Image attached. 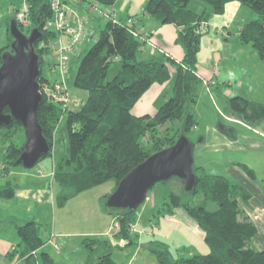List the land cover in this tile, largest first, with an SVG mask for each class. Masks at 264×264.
Masks as SVG:
<instances>
[{"label":"trees","instance_id":"trees-1","mask_svg":"<svg viewBox=\"0 0 264 264\" xmlns=\"http://www.w3.org/2000/svg\"><path fill=\"white\" fill-rule=\"evenodd\" d=\"M26 1L29 6L26 33L35 27L41 32L34 49L39 57L38 81L42 94L37 120L50 147L46 156L52 155L54 133L65 115L68 155L55 165L53 174V181L60 190L57 200L60 199L58 203L61 204L67 197L102 182L112 180L117 185L151 154L173 145L181 135L187 137V133L196 127V115L189 107L196 103L195 85L200 81L197 55L203 33L198 29L202 22L207 23L212 16L223 14L228 2L236 1L249 9L253 18L241 28L238 39L242 45L250 44L258 58L264 61V0H199L204 4L201 13L189 7L191 0H148L144 6L146 14L177 28L176 43L183 49L182 60L177 63L169 58L137 60L141 41L135 32L126 24L109 20L93 45L79 56L72 86L85 91L87 98L80 107L72 108L52 101L42 91L43 53L53 50L52 44L59 36L57 32L45 29L46 22L53 16L50 0ZM93 1L111 6L116 0ZM8 48L9 45L0 49V64L1 54ZM115 60L120 64L119 69L111 80H107L108 68ZM169 67L174 69L172 74ZM170 80L171 92L164 94L163 104L155 113H133L135 104L152 85H162ZM229 116L255 125L264 121V103L251 102L241 96L231 97ZM160 127H164L162 134ZM230 129L223 126L222 133L232 138L235 134ZM18 132L21 137L17 136ZM142 137L151 146H142ZM0 139L5 144L1 169L4 174L10 167L18 166L15 161L25 140L24 130L12 119L9 124L0 126ZM64 167L70 170H64ZM192 170L195 185L192 190L184 191L187 199L169 192L163 197L162 210H183L205 233L209 251L188 257L173 256L166 244L150 241L148 247L157 264H264V249L258 251L250 246L256 227L251 220L240 216L241 203L248 201L249 193L224 176L206 174L202 167L193 165ZM14 195L15 189L9 181L0 185V199L9 200ZM211 204L214 209L209 208ZM107 211L119 225L115 235L132 244L129 228L135 222L137 209ZM16 233L19 242L11 256H18L25 264H53L48 253L41 251L44 241L34 221L17 226ZM82 244L85 264H117L111 257L112 246L108 242L84 238Z\"/></svg>","mask_w":264,"mask_h":264},{"label":"crops","instance_id":"crops-1","mask_svg":"<svg viewBox=\"0 0 264 264\" xmlns=\"http://www.w3.org/2000/svg\"><path fill=\"white\" fill-rule=\"evenodd\" d=\"M0 1L5 2V0ZM69 1L72 3L74 2L73 4H76L77 7L79 6L81 7V9L85 10V14H87L89 18H92L94 20H87V34L85 36V39L83 40V44L81 47L82 51L83 48H85L83 47L84 45H88L91 39L92 41L96 39V33L94 31L90 33V29L94 28L95 30L96 20L102 19L106 20V23L109 20H113L122 24H126L131 28L133 32H135L134 35L138 38L139 41H141V46L136 54L137 60L141 61L151 58L160 59L159 57L169 58L176 63L182 60L183 49L178 43H176L177 28L173 24H162L156 18L146 14L144 12V6L148 0H116L111 6L101 9L97 7L96 4L92 3V0H62L64 5L67 4V6L70 5ZM12 2L13 0H9L8 2H6L5 9H2V12L0 11V49L2 47H7L12 41L9 40V28L11 22H14L16 24L17 30L25 34V32H23L24 27L18 25L15 20L14 12L15 10H17V8L12 4ZM242 8H244V6L240 5L236 1L228 2L225 5L223 14L212 16L207 22L205 30L202 34V36H206L205 40L210 42V44L214 47V45L216 44L221 45L224 43L220 35H224L226 31L228 32V35H234L233 31H231V28L234 25L235 19L239 12L243 10ZM69 9L71 11L67 14L66 17V21L69 25L73 24L74 13H78V15L82 17L85 23V15H83L81 12H77L78 10H76L74 6L73 8L69 6ZM6 10L9 13H13L14 17H6ZM99 22H97L98 27L100 26ZM240 24L241 23L238 21L236 25ZM241 28H243V26L240 25L237 30L240 31ZM88 34H90L89 38ZM62 39L66 40L67 37L63 35ZM205 40L201 43L200 49L205 45ZM81 49L79 51L77 50L78 52H75V57L78 58L81 55ZM8 50L9 48L6 51ZM212 55H214L215 58V61L212 63V65H214L217 60L221 61L223 57L222 55L216 53V51L214 50L212 52ZM115 61L116 63H119L117 60ZM169 70L171 74L174 72L173 67H169ZM197 73L200 80H213V76L222 77V72L216 73L213 71L212 67H205L200 64L199 61L197 64ZM41 76L43 79H46L48 81L50 78L57 80L60 76L61 78L63 77L67 84L66 88L69 89L68 93L72 97H76L80 100L79 102L70 101L67 104L68 106H71L72 108H78L85 102L87 93L85 91L75 89L72 86V80L68 82V80H66V76L61 75L53 66H50V70L48 73H41ZM222 79L225 81V78ZM167 83H164L162 85H152L135 104V106L133 107V113L135 115L153 114V111L155 110L153 109L155 100L161 98L164 101V94L169 93L168 89L172 85V80L168 81ZM214 85L217 84L214 83ZM63 117H65V115ZM227 117L236 123V127L238 129L229 130L235 135L230 138L222 133L223 125L220 126L221 128L209 129L210 131L208 132L207 136H204L202 138L201 144H204L206 142L208 146L219 148V151H213L211 153L212 157H209L207 162H203L200 160L198 166L202 167L204 169V172L206 171V168L213 169V171L217 173L215 175L224 176L232 182L238 183L249 193L250 197L248 201L245 203H241L240 216L243 218H247L254 223L256 227V235L250 241V246L253 249L259 251L264 249V121H260L255 125H247L237 119H232L230 116ZM55 143L56 141L54 133L53 148L55 147ZM255 152H258L261 158H257ZM55 156L56 154H52L50 156L51 165L47 167L48 171H50L48 172L47 177H49L51 174H54L55 165L58 162L54 159ZM254 156H256L257 161L253 158ZM256 162L257 165H259V168L262 169V175L259 176V178L256 175ZM211 163L216 165L215 168L211 167ZM246 169L250 170L251 173L249 174ZM17 174L25 175L27 173L17 172ZM43 178L45 177L41 176L38 178V180H36L35 188L15 189V195L12 199H0V264H25V261L17 259L10 254L14 251L17 243L19 242L16 233V227L23 225L30 220L36 223V218L41 216L43 209L45 207H49V201L44 197H41V195L44 194L43 186L45 185V181ZM50 178L52 177L50 176ZM116 186L117 185L114 182L109 193H112L116 189ZM32 189L34 190L32 191ZM108 195L109 194H106L105 198ZM150 198V196H146L145 200H150ZM158 210V215H162L165 218L167 224L172 223L178 225L179 227H183L188 231L189 234H193V236L202 239L205 242V233L198 227L196 222L193 221L183 210L179 208L174 209L172 212H166L164 209L162 210V208L161 210L160 208ZM161 212L163 213L161 214ZM102 215V232H67L66 230H63L61 228H55V226L53 228H46L41 230V226L36 223L40 228V235L44 241V245L41 251H47L48 255L53 260V264H85L86 253L85 249L84 251L82 249L84 248L83 244L81 243V241L77 244L73 240V238L84 239L86 237H90L91 235L99 233L100 235L97 236H105L101 239H104L103 241L108 242L111 246L113 244V246H117L118 240V244L121 246L129 244V241H122L119 236H115L114 234L111 235L110 231L114 219L109 214L107 209L105 211H102ZM155 217V211H152L151 215L145 217L144 220L138 221H141L145 225H148L149 223L150 226H152L154 224L153 220L155 219ZM137 219L138 217L136 216L135 222L133 223L135 226L138 222ZM170 228L173 227L170 225L169 229ZM151 230L153 236L152 238H154L155 228H152ZM147 233V235L150 236V232L147 231ZM157 234L159 235V233ZM163 236L164 234H161L160 237ZM136 237L138 239V236ZM146 241H148L149 244L151 240ZM73 244H75V252H73V250L71 249V247H73ZM148 244L146 246L143 244L141 245L144 246L143 249H148ZM136 252L137 250H134L132 252V256ZM144 261L145 260H143L142 262L143 264ZM127 264H130V260ZM151 264H154L153 261L151 262Z\"/></svg>","mask_w":264,"mask_h":264},{"label":"rangeland","instance_id":"rangeland-1","mask_svg":"<svg viewBox=\"0 0 264 264\" xmlns=\"http://www.w3.org/2000/svg\"><path fill=\"white\" fill-rule=\"evenodd\" d=\"M8 1L9 0H5V2L0 1L1 12L2 9H5V4ZM20 2L19 0H13L12 4L18 9L20 6ZM73 3L70 2V5H65L67 6L66 17L67 14L71 11L69 9V6H71V8H73L74 6V8L78 10L77 12H81L86 16L85 33L87 34V20L91 19L90 21H92L93 19L89 18V16L85 14V10L81 9V7L79 6L77 7L76 4ZM92 3L96 4L100 9L108 7L97 4L93 0ZM202 3L203 2H200L199 0H191L189 3V7L196 10L197 13H201L204 6V4ZM242 9L243 10L239 12L235 19V23L231 28V31H233L234 35H228L227 31V33L225 32L224 35H220V37H222L223 39V44H216L213 47L210 42L205 40V35H203L200 39V45L204 40L205 45L201 47V49H199L200 52H198L197 60L205 67H212L213 71L216 73L222 72V77L213 76L214 82L211 79H201L195 85L197 100L196 103L190 105L189 108L196 115L197 125L193 130L187 133V138L193 144L192 156L194 161L193 165L195 166L199 165L200 160L203 162H207L209 157H212L211 153L213 151H219V148L208 146L206 142L204 144H201V138L207 136L208 132L210 131L209 129L221 128L220 126L222 125L228 127L230 126L229 128L231 129H238L236 127V123L227 117L229 116V98L234 96H241L251 102L264 103V61L258 58L257 54L254 52L250 44L242 45L240 44L238 39L240 31H238L237 28L240 27V25L243 27L246 26V24L253 18V16L251 18V13L248 8L244 7ZM6 12V17H14L13 13H9L7 10ZM76 15H78V13ZM238 21L241 23L240 25H236ZM97 22H99V27L97 26ZM105 24L106 20H96L95 30L94 28H91L90 33L94 31L97 35V39L100 30L103 29ZM23 29V32L27 34L26 32L29 27H24ZM63 35L64 34L61 33L59 37L62 42H65V40L62 39ZM89 37L90 34H88V38ZM96 39H94V41H92L91 39L88 45H84L83 47L85 48H83V51L81 49L83 44L82 40V42H80V44L78 45L77 50L79 51L81 49V55L85 54L96 41ZM213 50L216 51V53H218L219 55L223 56L221 61L217 60L214 65H212V63L215 61L214 55H212ZM56 52V49H53L43 53V64L41 65V72L43 74L48 73L50 70V66L55 65L57 59ZM74 54L69 59V66L66 73L63 74V76H66V80H68V82L73 80V77L79 65V57H75ZM159 58L162 59L161 57ZM119 65L120 64L116 63V61H113L110 64L106 76L107 80H111L113 78V76L119 69ZM222 78H225V81ZM59 79H61V76L59 77ZM59 79L54 80L53 78H50L49 81L44 79L43 88L46 86H53V84H55V81H58ZM64 83L65 86H67L65 81ZM214 83H216L217 85H214ZM171 86H168L169 92H171ZM68 90L69 89L66 88L68 101L79 102L80 100L76 97H72L68 93ZM161 104H163V99L159 98L155 100V103L153 105V109H155V112L159 108V106H161ZM154 111L153 113H155ZM163 129L164 127H160V134H162ZM21 135L22 134L18 132L17 136L21 137ZM55 141V149L52 147L51 154H56L54 159L60 162L63 157H67L68 155V139L65 117H62L60 119L57 129L55 130ZM140 143L146 148L151 146V144L148 143L146 138L144 137L140 139ZM4 153L5 144H3L2 140L0 139V185H3L5 184V182L9 181L14 189L35 188L36 180H38V178L41 176L45 177L43 178L45 181V185L43 186L44 194L41 195V197H44L49 201V207H45L42 211L41 216L36 218V223L41 226V230L46 228H53L55 226V228H61L63 230H66L67 232H102V211L108 209L106 207V198L111 194L109 192L114 184V181L108 180L102 182L77 195L67 197L63 201V204H61L58 203L60 199L59 201L57 200L60 190L56 183L53 181V174L50 175L52 178H50V176L47 177L48 172H50L48 171L47 167L51 165V157L46 156L40 158L37 164L31 169L23 168L20 165L12 166L8 171H5L4 174H2L1 172L3 171L1 169L3 167L2 162ZM255 155L257 156V158H261L258 152H255ZM256 156H254L253 158L256 159ZM210 165L214 168L216 166L212 163ZM256 167V175L259 178V176L262 175V169L259 168L257 162ZM64 168V170H70V168L68 167ZM17 172L27 174L21 175L17 174ZM205 172L208 175L217 174L211 168H206ZM33 190L34 189H32V191ZM184 191L185 190L183 184L177 178H170L167 181L156 183L151 189H149V191L147 192V196H150L151 198L150 200H145L138 206L136 216L138 217L137 221L144 220L145 217L151 215L152 211H155L156 217L153 220L154 224L150 226L149 223L148 225H145L141 221H138L140 225L137 222L136 226H134L133 229V231H135L136 233L129 231L130 237L132 239V244L129 243L127 245L121 246L118 244V240L117 246H113L114 244L112 245L113 247L111 257L117 264H127L129 260L130 264H143V260H145L144 264H151L152 261L154 264H157L156 257L150 251V249H143L144 246L141 245L143 244L146 246L148 244V241L146 240H156L166 244L173 256L182 255L188 257L193 255L206 254L209 251L208 246L202 239L196 238L195 236H193V234H189L188 231L183 227H179L178 225L172 223L167 224L165 218L162 215H158V209L160 208L161 210L163 197L165 195H167L169 192H175L180 194L183 199L186 200L188 196H186V191ZM106 194L109 195L105 198ZM209 208L214 209L215 206L211 204ZM162 213L163 212H161V214ZM170 225L173 228L169 229ZM152 228H155L154 238H152ZM118 229L119 225L114 220L110 231L111 235H115ZM147 231L150 232V236L147 235ZM156 232L159 233V235ZM161 234H164V236L160 237ZM97 235L100 234L96 233L95 235H91L90 237L86 238H92L93 236V238L95 239H99L101 241L104 240L101 238L105 236ZM136 236H138V239ZM120 239L122 241L128 242V240H125L121 237ZM73 240L78 244L80 241L82 243L83 238H73ZM71 249L73 250V252L76 251L75 244H73V247H71ZM82 249L84 251V248ZM134 250H137V252L132 256V252ZM43 251L47 252L46 250ZM14 257L19 259L18 256Z\"/></svg>","mask_w":264,"mask_h":264},{"label":"water","instance_id":"water-1","mask_svg":"<svg viewBox=\"0 0 264 264\" xmlns=\"http://www.w3.org/2000/svg\"><path fill=\"white\" fill-rule=\"evenodd\" d=\"M9 33L12 41L9 50L1 54L0 64V126L12 119L22 126L25 140L15 165L31 169L50 150L37 120L42 94L34 43L40 40L41 32L35 27L26 35L11 22ZM192 148L190 140L181 135L173 145L151 154L118 182L106 198V207L135 210L144 202L149 189L170 178L179 179L186 192L192 190L195 185Z\"/></svg>","mask_w":264,"mask_h":264},{"label":"built area","instance_id":"built-area-1","mask_svg":"<svg viewBox=\"0 0 264 264\" xmlns=\"http://www.w3.org/2000/svg\"><path fill=\"white\" fill-rule=\"evenodd\" d=\"M50 8L52 10V18L46 22L45 29L52 30L57 32L59 35L63 33L66 35L67 39L65 42H62L60 37L55 40L52 44V48L56 49L57 59L54 65V68L61 74H65L68 66L69 59L75 53L78 48V45L85 38V23L80 15L73 14L74 21L72 25H69L66 21L67 8L65 7L62 0H50ZM28 12L29 6L26 0H21L20 6L15 10V20L18 25L22 27H28ZM207 23L202 22L199 27V32L203 33ZM63 77L58 81H55V84L50 87H44L42 89L43 93L52 101L60 102L63 105L68 104V98L66 93V86L64 83ZM55 85V86H54ZM134 224L129 228L130 232H134Z\"/></svg>","mask_w":264,"mask_h":264}]
</instances>
